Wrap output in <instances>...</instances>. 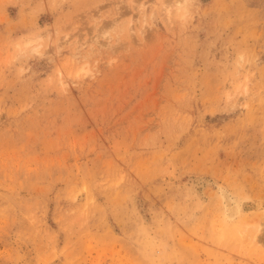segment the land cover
Here are the masks:
<instances>
[{
  "label": "rangeland",
  "instance_id": "374dc122",
  "mask_svg": "<svg viewBox=\"0 0 264 264\" xmlns=\"http://www.w3.org/2000/svg\"><path fill=\"white\" fill-rule=\"evenodd\" d=\"M165 1L0 0V264H264V0Z\"/></svg>",
  "mask_w": 264,
  "mask_h": 264
},
{
  "label": "bare ground",
  "instance_id": "6f19581e",
  "mask_svg": "<svg viewBox=\"0 0 264 264\" xmlns=\"http://www.w3.org/2000/svg\"><path fill=\"white\" fill-rule=\"evenodd\" d=\"M142 6L145 7V3H143ZM185 12H186L185 0H166L164 2L163 14L169 22H171L172 18H177V17L183 16L185 14ZM94 40L96 42H98L97 38H95ZM31 41L32 40H29L26 43V45L28 46V44L31 43ZM83 45H84V43H82L81 45L76 47V50L81 51L80 48ZM33 50H37V48H34ZM77 51H76V53H77ZM65 82H66V80H64V83ZM207 184H208L207 179H205V178L200 179L196 184H193L194 185L193 186L194 193L198 194V197H201V195L199 196V193H202L200 190H203V188ZM219 194H220L221 202L224 206V217L227 221H234L236 218H238L239 216H241L242 214L245 213L246 206H245V202H244L245 200L244 199H242L239 196L232 193L225 186H221L219 188ZM245 224L247 225L246 222H245ZM263 225H264V221H261L259 223L258 232L262 231V229L264 228ZM26 251H27V249H26ZM23 255H24V257L20 263H12V264H35L36 258L34 257L35 258L34 259L30 255V253H25Z\"/></svg>",
  "mask_w": 264,
  "mask_h": 264
}]
</instances>
